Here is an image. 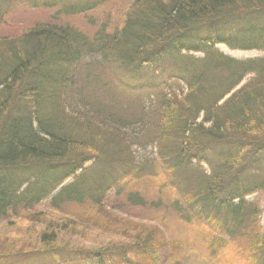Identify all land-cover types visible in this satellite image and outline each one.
I'll list each match as a JSON object with an SVG mask.
<instances>
[{
    "label": "trees",
    "instance_id": "obj_1",
    "mask_svg": "<svg viewBox=\"0 0 264 264\" xmlns=\"http://www.w3.org/2000/svg\"><path fill=\"white\" fill-rule=\"evenodd\" d=\"M28 1L0 0V25ZM83 1L32 6L56 19L100 4ZM220 45L264 54V0H134L112 32L54 23L0 38V221L46 224L36 240L0 243V264L156 258L166 244L155 232L130 229L125 249H79L60 244L73 221L36 211L51 198L57 210L90 208L77 224L87 229L112 195L135 207L169 203L214 229L212 245L244 240L264 264V208L248 201L264 195V56L238 60ZM143 183L155 200L131 187Z\"/></svg>",
    "mask_w": 264,
    "mask_h": 264
},
{
    "label": "rangeland",
    "instance_id": "obj_2",
    "mask_svg": "<svg viewBox=\"0 0 264 264\" xmlns=\"http://www.w3.org/2000/svg\"><path fill=\"white\" fill-rule=\"evenodd\" d=\"M60 2L62 0H53ZM74 2V0H70ZM79 1V0H78ZM93 0H85L89 2ZM134 0H100V4L92 11L73 16H58L53 19L54 10L45 8H34L32 0L28 2L16 3L0 25V38L14 37L23 34L31 27L37 25L58 24L69 25L85 33L88 36L95 35L100 28L105 27L109 32L123 25L124 19L133 4ZM92 4V3H86ZM219 50L225 55L238 59H253L264 56L262 52L234 51L226 46L220 45ZM200 56V55H197ZM127 75H120L121 81L127 80ZM142 153V152H140ZM167 181L161 176L157 179V184ZM144 193L147 192V201L156 199V189L149 183L131 184ZM175 192L166 191L165 197H174ZM52 198L43 202L36 209L56 222L73 221L74 227H70L68 233L60 237V244L86 250H96L102 248L125 249L131 243L130 229H137L142 232H155L159 239L163 237L166 244L156 258L141 252L129 254L132 264H257L252 254L245 251L244 240H232L224 236L227 243L222 246L209 243L210 237L215 232L204 221H198L190 216L189 221L181 219L172 209L169 203L162 206H151L146 204L141 206H129L126 202L112 195L106 201L107 206L112 210L105 211L98 216V222L84 227H77L82 222L84 216L91 210L90 208H79L68 206L57 210L52 206ZM260 211L264 208V195L255 194L248 198ZM97 217V214H95ZM263 215L260 217V226L263 225ZM90 223V222H89ZM46 224L30 222L23 217H9L0 221V243L7 244L14 238L36 240L37 232L43 230ZM134 233V232H132ZM128 247V246H127ZM116 253V250L114 251ZM174 256V257H173ZM264 260V258H262ZM119 258H115L112 264H123ZM261 260V259H260ZM260 262V261H259ZM50 263V262H49ZM48 263V264H49ZM50 264H78V261L69 256L58 263ZM83 264H96L92 260H85ZM128 264V263H126Z\"/></svg>",
    "mask_w": 264,
    "mask_h": 264
}]
</instances>
